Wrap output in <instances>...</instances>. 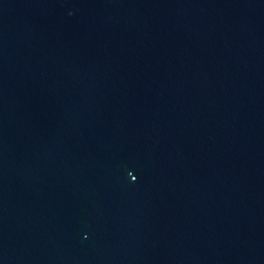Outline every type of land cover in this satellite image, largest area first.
Instances as JSON below:
<instances>
[{"label":"water","instance_id":"water-1","mask_svg":"<svg viewBox=\"0 0 264 264\" xmlns=\"http://www.w3.org/2000/svg\"><path fill=\"white\" fill-rule=\"evenodd\" d=\"M0 264H264V0H0Z\"/></svg>","mask_w":264,"mask_h":264}]
</instances>
